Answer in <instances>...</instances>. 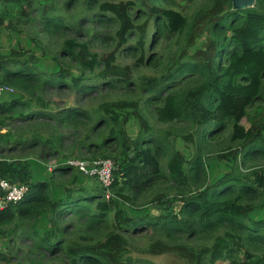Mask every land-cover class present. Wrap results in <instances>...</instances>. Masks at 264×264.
Here are the masks:
<instances>
[{
	"label": "trees",
	"instance_id": "1",
	"mask_svg": "<svg viewBox=\"0 0 264 264\" xmlns=\"http://www.w3.org/2000/svg\"><path fill=\"white\" fill-rule=\"evenodd\" d=\"M0 29L34 44L0 51V180L29 191L1 264H264V0H0ZM69 158L112 160L108 197Z\"/></svg>",
	"mask_w": 264,
	"mask_h": 264
},
{
	"label": "rangeland",
	"instance_id": "2",
	"mask_svg": "<svg viewBox=\"0 0 264 264\" xmlns=\"http://www.w3.org/2000/svg\"><path fill=\"white\" fill-rule=\"evenodd\" d=\"M202 41L203 40H199L197 42V46H199L202 43ZM20 48H26V50L34 49V44L32 42H29L28 38L24 35H19L13 32L0 29V51L2 53H4V51L9 52L12 49H20ZM36 52H37L36 54L40 55L39 51H36ZM148 115H150L149 112H148ZM158 127L159 126L155 124V128L158 129ZM132 130H133L132 128L129 129V131H132ZM169 141L171 142L172 145L175 144V147L179 151H184L186 148V142L183 144V142L179 138L173 141V138L171 137ZM185 155H187V153ZM103 160L104 159H97L94 162H90V161H83L80 159L69 158L65 160L63 164L69 166L70 168L76 169L81 173L80 177L83 182L80 185L85 186L87 188H96L97 184H99L97 175L93 173L94 172L93 169H87V167L92 168L95 166L96 163L103 161ZM55 163L56 162L53 159L48 160V162L44 164L45 170L42 168L41 169L42 171L33 172V174L37 177V179L39 178L48 179V175L50 174V171L53 170L54 168L53 166L55 165ZM36 165H40L37 159L27 157L24 161H20L19 169H17L16 174L20 173L19 177L21 178V175L23 173H26V174L31 173V170L35 168ZM84 169L85 171H83ZM211 171L213 175L216 177L219 176L221 173L225 172V170L222 167V163H216V162L211 163ZM111 179L112 180L114 179V175L111 176ZM24 192H29V191L26 189L24 190ZM178 209L179 207L176 206V210ZM147 242L148 240L145 238H141V237L136 238L132 242V244H134L135 252H141V250H144ZM5 244H7L6 240L0 237V254L1 255L7 254L6 249H5V246H6ZM147 258L157 264H183V262L179 260L178 258L171 256V255H167V254H164L161 256L147 257Z\"/></svg>",
	"mask_w": 264,
	"mask_h": 264
},
{
	"label": "built area",
	"instance_id": "3",
	"mask_svg": "<svg viewBox=\"0 0 264 264\" xmlns=\"http://www.w3.org/2000/svg\"><path fill=\"white\" fill-rule=\"evenodd\" d=\"M6 92L12 93L13 90L9 87L0 85V98ZM87 169H93V173L97 175L99 184L108 191L113 182L111 176L116 169L114 162L110 159H104L96 163L94 167H87ZM83 171H85V169ZM26 189L28 190V186L26 185L9 183L3 180L0 181V212L5 209L8 204H16L22 201L27 193L24 192Z\"/></svg>",
	"mask_w": 264,
	"mask_h": 264
},
{
	"label": "water",
	"instance_id": "4",
	"mask_svg": "<svg viewBox=\"0 0 264 264\" xmlns=\"http://www.w3.org/2000/svg\"><path fill=\"white\" fill-rule=\"evenodd\" d=\"M233 10H242L253 6L255 0H231Z\"/></svg>",
	"mask_w": 264,
	"mask_h": 264
},
{
	"label": "bare ground",
	"instance_id": "5",
	"mask_svg": "<svg viewBox=\"0 0 264 264\" xmlns=\"http://www.w3.org/2000/svg\"><path fill=\"white\" fill-rule=\"evenodd\" d=\"M103 187V186H102ZM104 188V187H103ZM105 189V188H104ZM106 190V189H105ZM109 195V192L106 190V196H108Z\"/></svg>",
	"mask_w": 264,
	"mask_h": 264
},
{
	"label": "crops",
	"instance_id": "6",
	"mask_svg": "<svg viewBox=\"0 0 264 264\" xmlns=\"http://www.w3.org/2000/svg\"><path fill=\"white\" fill-rule=\"evenodd\" d=\"M1 132H4L3 130Z\"/></svg>",
	"mask_w": 264,
	"mask_h": 264
}]
</instances>
